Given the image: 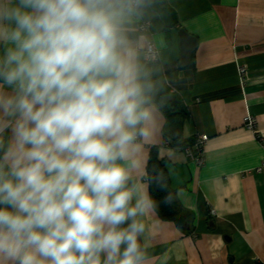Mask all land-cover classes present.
<instances>
[{
	"label": "clouds",
	"instance_id": "obj_1",
	"mask_svg": "<svg viewBox=\"0 0 264 264\" xmlns=\"http://www.w3.org/2000/svg\"><path fill=\"white\" fill-rule=\"evenodd\" d=\"M161 3L0 0V264H152L182 195L148 168L180 83Z\"/></svg>",
	"mask_w": 264,
	"mask_h": 264
},
{
	"label": "crops",
	"instance_id": "obj_2",
	"mask_svg": "<svg viewBox=\"0 0 264 264\" xmlns=\"http://www.w3.org/2000/svg\"><path fill=\"white\" fill-rule=\"evenodd\" d=\"M166 1L178 18L161 23L180 83L148 155L189 181L176 190V219L159 213L152 264H264V0ZM182 28L198 40L185 68ZM247 114L262 140L244 126ZM204 134L200 167L183 148Z\"/></svg>",
	"mask_w": 264,
	"mask_h": 264
},
{
	"label": "water",
	"instance_id": "obj_3",
	"mask_svg": "<svg viewBox=\"0 0 264 264\" xmlns=\"http://www.w3.org/2000/svg\"><path fill=\"white\" fill-rule=\"evenodd\" d=\"M160 7L162 10V19L166 22V24L170 27L176 26L178 22L176 11L167 5L166 0H162ZM179 34L182 46L181 66L185 68L191 62L192 55L198 46V40L195 36L183 28L179 30ZM165 168L168 172L169 180L172 182L170 185L171 190L176 191L178 188L183 186L185 182L189 181V179L187 180L186 178L181 179L172 165L166 164ZM186 229H189V227H186Z\"/></svg>",
	"mask_w": 264,
	"mask_h": 264
},
{
	"label": "built area",
	"instance_id": "obj_4",
	"mask_svg": "<svg viewBox=\"0 0 264 264\" xmlns=\"http://www.w3.org/2000/svg\"><path fill=\"white\" fill-rule=\"evenodd\" d=\"M243 124L247 129L254 132L256 136L262 140L259 134L258 121L256 117L247 114L243 119ZM208 140H209V136L207 134H204L196 138L192 143L186 145L183 148L186 155L200 167L206 164V144ZM261 169L262 168H260L259 170Z\"/></svg>",
	"mask_w": 264,
	"mask_h": 264
},
{
	"label": "trees",
	"instance_id": "obj_5",
	"mask_svg": "<svg viewBox=\"0 0 264 264\" xmlns=\"http://www.w3.org/2000/svg\"><path fill=\"white\" fill-rule=\"evenodd\" d=\"M153 165H155L156 168L160 172H162L163 175L166 177L169 190H171L170 182H169V175L165 168L166 164L164 163V161H161L158 159L157 154L154 151H152L151 156H150L149 166H148L149 170L152 169ZM151 194L157 201H162V198L164 197L165 192L161 191L158 187L153 185L151 187ZM159 213L165 218L176 219L175 203L169 206L161 202L160 207H159Z\"/></svg>",
	"mask_w": 264,
	"mask_h": 264
}]
</instances>
